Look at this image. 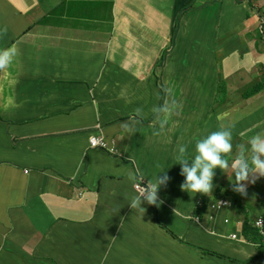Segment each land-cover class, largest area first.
Here are the masks:
<instances>
[{"label": "crops", "instance_id": "0c3cea01", "mask_svg": "<svg viewBox=\"0 0 264 264\" xmlns=\"http://www.w3.org/2000/svg\"><path fill=\"white\" fill-rule=\"evenodd\" d=\"M9 47L0 264H264L249 241L264 178L242 196L217 168L212 192L194 195L175 163L179 145L191 159L212 131H232L229 163L264 136V0H0ZM91 136L107 149L89 148ZM157 165L170 179L158 210L142 203V214L129 207L138 190L127 173L147 184ZM220 200L231 205L213 208Z\"/></svg>", "mask_w": 264, "mask_h": 264}, {"label": "clouds", "instance_id": "9594fccd", "mask_svg": "<svg viewBox=\"0 0 264 264\" xmlns=\"http://www.w3.org/2000/svg\"><path fill=\"white\" fill-rule=\"evenodd\" d=\"M16 55L15 47L0 50V69L10 66ZM121 128L129 137L136 132L135 126L127 122L122 123ZM236 147L239 151L229 163L228 157L233 153L231 130L212 131L206 137L198 139L191 159L188 156L187 145H179L175 163L180 165V175L184 177L180 189L194 195L211 193L214 188V170L219 168L225 174L230 171V183L234 192L242 196L247 195V185L255 184L257 180L264 178V136L257 133L248 139L247 148L243 143ZM245 151L250 154L248 159H245ZM157 167L160 168L159 165ZM138 179L136 171H128L127 180L138 188L137 194L130 198L129 207L144 214L145 208L141 206L142 203L157 207L162 203L158 191L161 186L167 185L170 178L165 169L160 168L154 179L146 185L137 184Z\"/></svg>", "mask_w": 264, "mask_h": 264}, {"label": "built area", "instance_id": "2783aa9c", "mask_svg": "<svg viewBox=\"0 0 264 264\" xmlns=\"http://www.w3.org/2000/svg\"><path fill=\"white\" fill-rule=\"evenodd\" d=\"M88 144H89V148H99L102 150L107 149L106 143L101 138H98L95 136H91L89 138ZM110 152H113V150H110ZM140 183L142 184V186L144 185L143 182H138L137 184H140ZM136 189L138 190L137 187ZM230 204H231L230 201L220 200L216 203H213L212 205H213V208L219 209L223 206H230ZM255 227L259 230L260 234L263 236V242H264V218L258 219L255 223ZM233 237L236 238V236H233Z\"/></svg>", "mask_w": 264, "mask_h": 264}, {"label": "trees", "instance_id": "16d2710c", "mask_svg": "<svg viewBox=\"0 0 264 264\" xmlns=\"http://www.w3.org/2000/svg\"><path fill=\"white\" fill-rule=\"evenodd\" d=\"M183 11V10H182ZM256 87V86H255ZM260 91L259 88L256 87V89L254 90V93H258ZM138 182H143L144 185L145 182L141 179H139ZM228 201V200H227ZM216 203V202H215ZM231 205V204H230ZM198 207H201V205H199ZM203 211V209L200 210V213ZM198 219V218H197ZM254 227V226H253ZM255 228V227H254ZM248 233H249V227L247 226L246 227V231H245V234L248 236ZM249 241L250 242H253V243H257V244H260L264 247V242H263V236L259 233V231L255 228V231L253 233V235L249 238Z\"/></svg>", "mask_w": 264, "mask_h": 264}, {"label": "rangeland", "instance_id": "374dc122", "mask_svg": "<svg viewBox=\"0 0 264 264\" xmlns=\"http://www.w3.org/2000/svg\"><path fill=\"white\" fill-rule=\"evenodd\" d=\"M179 20H180V18H179ZM179 20H178V23H179ZM191 62H192V60L190 59L189 54H185L184 57H183V71H184V74L187 73V72H190L192 70ZM202 62H204V60H194V63L201 64ZM193 70H196V68L194 67ZM156 209L158 210L157 206H156ZM160 217H161V215H160ZM204 247H206V246H204Z\"/></svg>", "mask_w": 264, "mask_h": 264}]
</instances>
